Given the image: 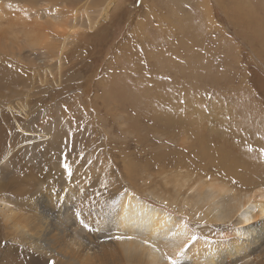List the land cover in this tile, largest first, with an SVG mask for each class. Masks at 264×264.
Listing matches in <instances>:
<instances>
[{"label":"rangeland","instance_id":"obj_1","mask_svg":"<svg viewBox=\"0 0 264 264\" xmlns=\"http://www.w3.org/2000/svg\"><path fill=\"white\" fill-rule=\"evenodd\" d=\"M52 1L0 0L2 200L10 206L21 196L39 199L38 173L49 182L79 165L89 185L104 161L116 194L134 192L182 217L199 240L205 223L183 206L186 189L176 193L180 176L188 172L192 182L203 174L206 149L217 157L238 146L264 159V0ZM55 8L69 12L70 27L54 25ZM32 37H47L62 53L39 66L43 51L23 43ZM65 156L76 163L67 165ZM25 173L37 186L18 185ZM165 190L178 198L175 205L150 193ZM231 219L215 230L232 233L240 220ZM15 237L0 214V264L47 260L23 252ZM11 245L19 252L6 257Z\"/></svg>","mask_w":264,"mask_h":264},{"label":"bare ground","instance_id":"obj_2","mask_svg":"<svg viewBox=\"0 0 264 264\" xmlns=\"http://www.w3.org/2000/svg\"><path fill=\"white\" fill-rule=\"evenodd\" d=\"M47 1L54 6V1ZM28 4L34 6L31 2ZM56 9L54 25L66 23L70 27L69 12L66 14ZM71 28L75 33V26ZM33 38L25 39L23 43L25 47L43 51L44 58L41 57L39 66H48L62 53L63 47L47 46V37L46 42L39 37ZM197 127L211 128L210 124ZM246 132L241 129L238 134H242V138ZM237 147L223 150L217 157L206 149L203 174L195 173L197 176L190 182L192 175L185 172L179 181L176 180V193L185 188L188 194L184 196L183 206L190 207L197 220L202 214L203 218H200L205 229L199 231V240L182 217L150 204L134 192L116 194L118 183L104 161L99 164L100 172L91 177L89 185L90 176L81 165L75 172L66 168L60 179L56 176L49 182H44L38 173L41 179L37 187L39 199L32 200L31 195L21 196L8 206L2 200L0 188V214L6 222V229L16 232V241L23 246V252L31 249L47 259L42 264H170L171 261L175 264H264V192L262 187L259 188L264 186V159ZM63 161L69 166L76 163L72 156H65ZM220 173L223 176H219ZM32 174L23 176L18 185L37 186L36 176ZM66 175L68 179H65ZM57 185L60 188L65 186V190L55 192ZM48 189L53 196L49 195ZM164 192V196L157 191L150 193L170 206L175 205L178 198L167 195L168 190ZM78 194L82 195V200L77 199ZM112 200L113 205L109 206ZM178 210L182 212L183 207L179 206ZM76 213L80 214L78 221H83L81 228L74 223ZM234 215L240 222L232 233L221 234L215 230L218 227L227 229L226 223ZM103 226L106 227L104 230L101 229ZM13 245L6 249V257L9 253L19 252L16 251L18 245L12 249ZM10 262L12 259L5 264Z\"/></svg>","mask_w":264,"mask_h":264},{"label":"snow or ice","instance_id":"obj_3","mask_svg":"<svg viewBox=\"0 0 264 264\" xmlns=\"http://www.w3.org/2000/svg\"><path fill=\"white\" fill-rule=\"evenodd\" d=\"M261 152H262V154H264V149H262ZM65 167H67V165ZM79 215H80L79 213H76L77 218H79ZM81 223H83V221H81ZM84 226L87 227V225H84ZM192 239L194 240L195 237L193 236ZM177 255H179V253H177ZM53 264H54V262H53ZM170 264H175V261H171Z\"/></svg>","mask_w":264,"mask_h":264}]
</instances>
